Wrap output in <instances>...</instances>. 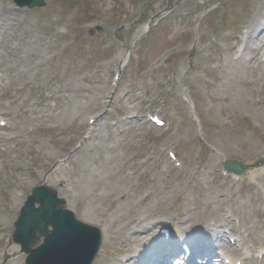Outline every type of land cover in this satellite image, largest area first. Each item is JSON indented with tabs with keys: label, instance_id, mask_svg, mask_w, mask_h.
<instances>
[{
	"label": "rangeland",
	"instance_id": "1",
	"mask_svg": "<svg viewBox=\"0 0 264 264\" xmlns=\"http://www.w3.org/2000/svg\"><path fill=\"white\" fill-rule=\"evenodd\" d=\"M45 1L42 7H19L0 0V67L8 64L4 41L10 45L11 39L26 57L36 52L40 63L35 71L23 58L20 71L29 74L30 86L26 78H10L24 89L23 100L63 96L40 106L42 117L28 113L17 129L25 144L14 154L20 168L6 166L4 172L10 170L14 179H0V246L4 240L17 243L14 221L20 208L33 186L45 183L59 190L77 218L102 228L103 245L93 264H111L112 250L134 236L127 224L141 219L184 217V228L210 222L230 228L235 217L249 235L245 241L260 248L264 164L251 167L244 182L232 173L224 177L222 168L223 157L264 161V55L253 57L249 41L237 59L240 53L217 52L213 40L225 47L236 34L245 43L247 27L264 12V0ZM261 27L258 37L264 23ZM129 45L131 58L107 105ZM41 53L45 57L38 59ZM148 112L160 113L167 126L148 120ZM138 115L145 119L125 124L124 117ZM92 118L99 119L101 130L88 138L91 125L84 130L82 123ZM58 125L64 129L53 131ZM31 147L39 159L28 153ZM172 149L179 155L173 163ZM52 164L61 168L45 181ZM138 190L152 193H141L142 204L136 206ZM15 191L22 193L18 200ZM135 246L123 250L133 252ZM20 251L21 245L18 264H25ZM7 257L0 255V264Z\"/></svg>",
	"mask_w": 264,
	"mask_h": 264
},
{
	"label": "bare ground",
	"instance_id": "2",
	"mask_svg": "<svg viewBox=\"0 0 264 264\" xmlns=\"http://www.w3.org/2000/svg\"><path fill=\"white\" fill-rule=\"evenodd\" d=\"M174 1H176V0H174ZM254 17L257 19L256 16H254ZM258 18L259 19H257L252 25L250 24L247 27V31L245 32L246 36L244 38V40L246 42H249V41H250V43L254 42V45L249 48V51L253 53V57H255V58L259 57L261 55H264V29H263L260 37H258V35H257L258 31L262 28L261 24L264 23V12ZM241 27H245V25L243 24ZM230 37H231V39L228 41V44L224 45L225 47H221L217 43L216 39L213 40V44H214L213 46L216 47V51L221 52V53H228V54L230 53L231 55H235L237 53H240V55L237 57V59L243 58V55L248 51V48H245L244 51H242V52H238L239 50H238V40H237L238 37H237V35L235 34L234 36L232 35ZM18 39L22 43H24V40L22 38H18ZM4 42H5V49H9L10 53H9V56L4 60L5 62L8 63L6 65V68L2 69L0 67V72H2L4 74V78L6 80L5 83L1 85V88L4 89L5 92L1 95V100H2L1 104L3 106V109L0 112V114L2 116H6L7 118H10L11 121H10V124L7 125V129L9 131V133L0 135V145L2 144L4 146L2 152H0V158L3 157L4 167L15 166V169H17L19 165H18V160H16L14 158V154L19 149H21L25 144L24 135L20 132H17V129H22V119L30 112H34L36 114V118L42 117L44 114L42 113V109L40 108V106L49 105L50 104L49 102L52 99H57L58 101H61V98L63 96L61 94H57L56 96L47 95V96L43 97L41 100H39L38 102L34 103L31 101V98H30V101H28L29 99L23 100V96H24L23 90L24 89L12 90L11 88H9L8 80L13 76H15L17 78H19V77L26 78L28 80L27 86H30L32 84V80H31V78L27 72L22 73L20 71L21 70L20 66L22 65L23 58L26 57L25 54H21L19 50H16L13 47V40L10 39V45L8 44V40H5ZM218 42H219V40H218ZM15 45L18 46V44L16 42H15ZM131 47H132V45H129L128 50L125 53L122 52L123 55L121 58L120 68H123L125 66L126 62H128L129 56L131 55V52H130ZM30 54L27 55L26 60L29 63V65L33 68V70L37 71L40 68V63H38L37 60H35L34 56H37L38 54L34 51H30ZM38 57H40L38 59H42L45 56H43V53H41V55ZM217 75L220 78V75L218 73H217ZM76 89H77V91L79 90V88H76ZM36 90L40 93H44V91H45V89H36ZM18 108H20V109H18ZM18 115H19V117H21V119L18 122H15L13 120V118L18 117ZM130 117H127V118L124 117V121H125L126 125L129 124L128 119ZM97 122H99L98 118L92 119V120L88 119L86 123H82V127H84V130H85V128L87 127L88 124L90 125V123H97ZM60 127L63 128V126H61V125L52 126L51 128L53 131H55V130L60 131V129H61ZM29 131L30 132H36V129L32 128ZM97 131H99V129H97ZM12 144H15V145H12ZM56 173H57L56 167L50 165V167L47 171L46 181H51L54 178V174H56ZM0 177L4 182H6L8 179H10L12 177V175L1 172V169H0ZM59 180H60V183H62L63 180L61 178ZM2 186H4V185H2ZM141 193H142V195H145L147 193L151 194L152 191H139L138 190L136 195L133 198L136 206L142 204L143 198L141 197ZM126 197L130 198L131 194L129 192L126 193ZM24 214H26V213H24ZM177 224L180 225L181 222L177 221ZM127 228L129 230L133 229L134 236L123 239L122 242L120 244H118L117 249L112 250L110 255L116 256V257H111V258H113V260L111 261V264H125V260L127 259L128 256H121V257H119V256H120V254L127 252V251H124L123 249L128 244H130V245L135 244L136 245L134 248V251H133L134 255L141 254L144 256L142 264H166L167 260H169V258L171 256H173V253L177 251V249L171 250L170 247H169V249H167L166 247H163V248H154V249L150 248V250H146L147 249L146 245L148 244V243H146V241L155 232V229L147 226L146 227L147 230L143 231L137 225L136 220L130 221L127 224ZM234 236H236V234H234ZM188 237H190V236H188ZM110 241L112 244V242L114 240H110ZM19 245H20L19 243L7 244V241L4 240L3 245L0 246V251H4V254L6 256H8V258L6 260H4L5 264H15V260L17 261L15 254L18 252ZM159 249H161V250H159ZM152 251H155L157 253L156 257L151 255ZM196 251H198V249ZM204 251L208 252L209 251L208 247L204 248ZM221 251H223L222 254H225V251L223 249H220V248H219L218 254L221 253ZM226 255L228 257H230L231 264H237V259H239V258L235 259L233 256L231 257L227 254V252H226ZM151 257H154V258H151ZM251 257H249V258L252 260V263H253L256 258H255V256H251ZM130 260L131 261L135 260V258L131 257ZM209 261H212V263H214L212 255L209 256L207 259L204 260L203 263H200V264H209L210 263ZM134 263H138V262L134 261ZM187 264H194V262H193V260H191L189 258L187 261ZM241 264H244V263L242 262Z\"/></svg>",
	"mask_w": 264,
	"mask_h": 264
},
{
	"label": "water",
	"instance_id": "3",
	"mask_svg": "<svg viewBox=\"0 0 264 264\" xmlns=\"http://www.w3.org/2000/svg\"><path fill=\"white\" fill-rule=\"evenodd\" d=\"M20 6L28 5L29 7H33L35 5L44 6L46 4L45 0H15ZM229 168L235 169L237 172H242L243 166L237 162H230L227 164ZM53 191L48 188H40L36 190L33 196H30V201L25 206L26 214H23L19 220V229L17 230L15 236L20 241L23 240L24 247H31L33 241L39 239L38 230L40 231L42 228L46 231L45 244L37 250V256H33L32 264H49L48 261L45 260L47 253H51V261L53 264H65L70 259L69 253L61 254V252H65L69 247V234L73 233V230L66 229L62 225L64 221L57 217L59 211V207L63 208L61 203L54 202ZM35 200H39L41 205L39 207L34 206ZM61 217L66 219V215L63 214ZM50 219V223L48 220ZM72 223V222H70ZM48 224L56 225V231L53 235H49L50 233L46 230ZM73 224V223H72ZM59 226L62 227L59 229ZM84 233V232H83ZM82 233V234H83ZM81 234V235H82ZM91 247V239L90 236L83 234L80 239V249L78 259L73 264H84L88 252ZM59 252H57V250ZM54 252V256L52 254ZM78 251V250H77ZM73 257V254L71 252Z\"/></svg>",
	"mask_w": 264,
	"mask_h": 264
}]
</instances>
